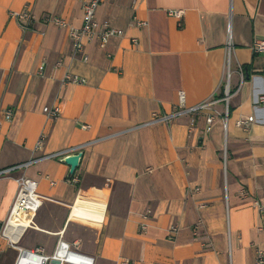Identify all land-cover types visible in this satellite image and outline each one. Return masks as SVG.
<instances>
[{
    "label": "crops",
    "instance_id": "crops-1",
    "mask_svg": "<svg viewBox=\"0 0 264 264\" xmlns=\"http://www.w3.org/2000/svg\"><path fill=\"white\" fill-rule=\"evenodd\" d=\"M26 7L31 23L10 18ZM172 9L184 10L180 23ZM83 13L82 0H0V170L32 160L0 175V224L19 176L45 198L18 240L0 236V264L36 248L27 264H43L60 244L94 264H253L264 251V52L253 50L264 0H102L97 21L124 34L86 43L88 61L50 19L78 28ZM227 85L226 129L219 117L207 132L205 112L192 129L186 115L148 123L174 112L180 92L187 106L212 98L224 113ZM249 116L247 129L236 125ZM77 146L71 183L69 165L49 156Z\"/></svg>",
    "mask_w": 264,
    "mask_h": 264
},
{
    "label": "built area",
    "instance_id": "built-area-1",
    "mask_svg": "<svg viewBox=\"0 0 264 264\" xmlns=\"http://www.w3.org/2000/svg\"><path fill=\"white\" fill-rule=\"evenodd\" d=\"M101 1L102 0H82L84 13L82 18V25L78 28L73 27L63 18H59L56 16L50 18L57 26L61 28H67L69 32V37L71 38L73 43L74 52L75 54H80L83 61H88L89 59L88 55L85 52L86 43L96 40L101 46H104L106 43H108L110 38L115 36H122L124 34V31L122 29L112 26L108 21H103V22L97 21L96 12ZM169 14L179 19V23H180V19L184 15V10L172 9L169 10ZM9 16L10 18L16 19L21 24L24 23L25 25L31 23L34 20L33 13L27 7L22 11H10ZM134 23L137 26H144L146 24L144 20L138 19L137 17H134ZM133 41L135 42L136 40L133 39ZM253 50L255 52H264V40H256L253 44ZM64 81L79 83V84H84L86 82L85 78L79 77L78 75H72L69 73L65 75ZM229 97H230V90H229V86L227 85L225 86V95H224L226 107L224 113H220L217 110L212 109L214 103L216 102L215 99L211 98L199 104L187 106L185 104L184 95L182 92H180L178 106L176 107V110L174 112L166 115H159L155 113L153 115V118L148 123L150 124L157 121L170 122L174 118L186 115V116H190L189 124H190V128L192 129L197 123L198 114L205 112V122H206L205 130L207 132H209L212 129L217 118L219 117L222 118L223 126L226 129L227 119H228ZM43 112L49 118H57L61 114V109L59 106H53V107L45 106L43 108ZM11 115H12V110L7 109L6 110L7 118H10ZM253 121H254V116H249L247 118H240L236 121V125L243 129H247L248 125ZM84 127L87 128L88 126H84ZM44 139H45V134L43 133L39 141L37 142L36 149L41 148ZM81 148L82 146L69 148L61 152H56L50 155L49 157H55V158L62 157L63 159V157L69 154L77 153ZM31 163L32 160H29L22 164H17L9 168L0 170V175L8 174L9 172L14 170L26 168ZM16 181L18 186L16 196L10 208L7 219L3 224H0V236H4L11 241H14L13 236H15L14 230L10 229L11 225L9 224V222L11 216L14 214L19 215L25 213L34 215L42 206L45 199L38 192V182L36 180L28 178L25 175H21L16 179ZM68 181L71 183H78L79 179L75 175L71 174L68 177ZM151 213L152 211L148 209L143 214L142 216L143 219L145 220L149 219ZM28 226L24 227L18 239L25 232ZM199 228H200L199 224H196L194 226V232L198 233ZM140 229L142 231H145L147 229V224L145 222H142L140 224ZM177 230H178V226L175 224L170 227L171 234L176 233ZM41 252L42 250L40 248H36L33 252H28V251L24 252L26 256H25V260L23 261V264L28 263L27 261L30 259L33 253H41ZM94 260L95 259L92 255L80 251L78 247H65L60 244L55 254L51 258H46L43 264H56L53 263V261H58L59 262L58 264H94ZM253 264H264L263 250L260 249L257 250L256 259L253 262Z\"/></svg>",
    "mask_w": 264,
    "mask_h": 264
},
{
    "label": "bare ground",
    "instance_id": "bare-ground-1",
    "mask_svg": "<svg viewBox=\"0 0 264 264\" xmlns=\"http://www.w3.org/2000/svg\"><path fill=\"white\" fill-rule=\"evenodd\" d=\"M82 197H84V196H82ZM85 198H88V197H85ZM25 214H19V215L14 214L10 218V222H9V224L11 225L10 229L14 230V232H15V236H13V240H15V241L18 239V237L22 233L24 227L28 226V223L25 222V220H24Z\"/></svg>",
    "mask_w": 264,
    "mask_h": 264
},
{
    "label": "water",
    "instance_id": "water-1",
    "mask_svg": "<svg viewBox=\"0 0 264 264\" xmlns=\"http://www.w3.org/2000/svg\"><path fill=\"white\" fill-rule=\"evenodd\" d=\"M82 156V152H77L63 157L62 161L69 165L71 174H73L76 168L79 166ZM53 263L58 264L59 262L53 261Z\"/></svg>",
    "mask_w": 264,
    "mask_h": 264
},
{
    "label": "rangeland",
    "instance_id": "rangeland-1",
    "mask_svg": "<svg viewBox=\"0 0 264 264\" xmlns=\"http://www.w3.org/2000/svg\"><path fill=\"white\" fill-rule=\"evenodd\" d=\"M81 196H88L87 194H82Z\"/></svg>",
    "mask_w": 264,
    "mask_h": 264
}]
</instances>
